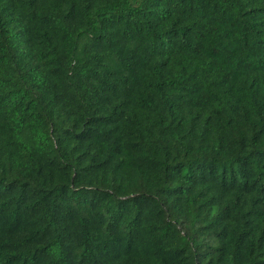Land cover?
Masks as SVG:
<instances>
[{
  "label": "trees",
  "instance_id": "16d2710c",
  "mask_svg": "<svg viewBox=\"0 0 264 264\" xmlns=\"http://www.w3.org/2000/svg\"><path fill=\"white\" fill-rule=\"evenodd\" d=\"M0 264H264V0H0Z\"/></svg>",
  "mask_w": 264,
  "mask_h": 264
}]
</instances>
